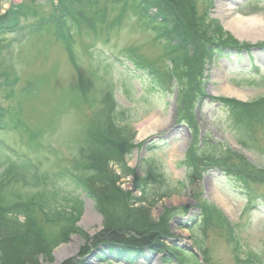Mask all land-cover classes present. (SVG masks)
Instances as JSON below:
<instances>
[{
    "label": "rangeland",
    "instance_id": "374dc122",
    "mask_svg": "<svg viewBox=\"0 0 264 264\" xmlns=\"http://www.w3.org/2000/svg\"><path fill=\"white\" fill-rule=\"evenodd\" d=\"M193 1L217 42L146 19L139 1L0 0V264H264V30L229 28L264 25V0ZM247 52L260 70L238 72ZM171 64L186 79L162 89L147 72ZM99 125L121 140L102 168ZM115 177L133 208L162 218V240L139 252L149 261L103 240L98 190Z\"/></svg>",
    "mask_w": 264,
    "mask_h": 264
},
{
    "label": "trees",
    "instance_id": "16d2710c",
    "mask_svg": "<svg viewBox=\"0 0 264 264\" xmlns=\"http://www.w3.org/2000/svg\"><path fill=\"white\" fill-rule=\"evenodd\" d=\"M119 3L121 2H128V1H139L140 5L142 6V14L141 16L145 17L146 19H161L162 25L168 27L167 23L169 18H172L175 23H180L184 27L182 28V35L186 36L189 35L193 38H200L209 45V42L216 41V37L219 38L222 36V32L219 28H215V25H210L209 22H206L203 18L198 16V12L196 11V4L193 0H117ZM154 7L156 10L153 17L147 16L148 12L150 11L149 6ZM148 11V12H147ZM213 28L212 34H209L208 31ZM207 41H206V40ZM218 41V40H217ZM216 41V42H217ZM231 42V41H229ZM223 44V41L220 42ZM229 46H237L235 42H231L228 44ZM175 52V50L173 51ZM173 57V55H172ZM172 61V60H171ZM173 71H172V70ZM178 76H184L186 79V74L184 73L183 69L176 70L174 69L173 65L171 64L170 68L167 67L166 70L162 71L161 73L157 71L156 79L159 82L160 86H164L165 82H171L172 80L178 82ZM177 78V80H176ZM181 81H179V84ZM191 90L186 91L185 93H189ZM264 110V109H263ZM107 124L113 125L112 121L109 120ZM104 126L95 127L94 130L96 133L103 132V136L100 140L94 144V150L92 153V157L95 158L96 163L94 164L97 168H102V166H98L100 164L102 158L108 157L109 151L112 150L111 144L115 141L117 143H121V140H117V135L112 131L113 129H107L103 131ZM106 142V144L102 147L106 151L99 153V143ZM241 161V160H240ZM105 164V163H103ZM4 178L0 180L1 184H4ZM116 179H107V181L101 182L103 185L102 189L99 187L100 194H103L104 199L102 202H105L102 208V216L105 220L103 223V234L104 239L108 240L107 242L112 246L121 245L123 247L124 252H136L141 250L149 245H152L154 240H158L160 237L165 235V231L163 230L162 225V218H160L157 222H153L149 216V213L145 211L143 208H133V204H129L127 202V198L115 187ZM1 188V187H0ZM142 191L143 189L140 188ZM140 189H138L140 191ZM102 191V192H101ZM1 192V190H0ZM126 195V194H125ZM127 196V195H126ZM40 202L41 199H40ZM43 203V202H42ZM1 216V214H0ZM9 219V218H8ZM7 220V219H6ZM11 220V219H10ZM7 227L13 225L12 220L11 222L7 220ZM3 225L6 227L4 221ZM18 225V224H17ZM14 226V225H13ZM14 228H18L16 225ZM133 235L129 239H125L124 237L127 235ZM5 235H9L5 233ZM161 239V238H160ZM162 240V239H161ZM151 243V244H150ZM153 248L155 246H152ZM2 264H23L20 260L15 259L9 263L2 261ZM21 262V263H20ZM30 262V261H29ZM29 264H34L30 262Z\"/></svg>",
    "mask_w": 264,
    "mask_h": 264
},
{
    "label": "bare ground",
    "instance_id": "6f19581e",
    "mask_svg": "<svg viewBox=\"0 0 264 264\" xmlns=\"http://www.w3.org/2000/svg\"><path fill=\"white\" fill-rule=\"evenodd\" d=\"M226 11V10H225ZM229 28L232 30V32L236 35V36H238V37H242V36H244V35H247L248 33H258V32H262V30H264V25H262V26H254V25H252L250 22H241V21H234V22H232L230 25H229ZM254 31H258V32H254ZM252 38V37H251ZM158 124L159 125H161L162 124V122L161 121H158ZM140 130V137L139 138H141V137H143V136H145L146 135V132H145V129L144 128H140L139 129ZM215 198H216V200L218 199H220L218 196H215ZM220 202V201H219ZM87 213L88 214H86V216H85V220L87 221V219L89 218H91V215L89 214V213H91V212H88L87 211ZM62 250L61 251H59V253H57L58 254V258L60 257V254H62V253H64L63 252V250L64 249H66V247H62L61 248Z\"/></svg>",
    "mask_w": 264,
    "mask_h": 264
}]
</instances>
